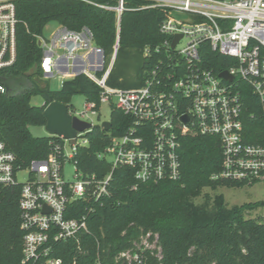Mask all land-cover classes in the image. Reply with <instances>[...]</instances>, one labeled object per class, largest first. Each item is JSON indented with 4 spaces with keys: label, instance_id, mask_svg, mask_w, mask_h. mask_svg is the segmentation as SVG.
Instances as JSON below:
<instances>
[{
    "label": "built area",
    "instance_id": "obj_1",
    "mask_svg": "<svg viewBox=\"0 0 264 264\" xmlns=\"http://www.w3.org/2000/svg\"><path fill=\"white\" fill-rule=\"evenodd\" d=\"M19 1L0 0V77L17 60ZM77 1L116 13L119 30L130 0L105 4ZM140 1L147 3L143 8L164 14L159 29L166 38L155 51H164L166 59L159 61L141 89L108 86L115 55L106 70L104 52L94 45L91 31H69L60 26L50 39L39 37L44 51L39 65L43 78L59 75L65 82L85 76L100 88L101 105L113 101L114 108L131 117L134 124L126 135L112 137L98 154L111 168L102 178L85 176L75 160L78 150L89 146L87 136L95 126L87 119L89 113H97L96 103H87L84 113L69 107L72 117L93 126L78 132L74 145L58 137L60 141L51 143L52 153L45 160L22 166L0 142V188L20 190L22 264H66L61 252L68 244L73 245L76 255L72 264H79V256L82 261L92 260V264H163L157 232L140 229L124 249L111 255L95 235L91 218L110 197L114 173L119 168L134 172L133 190L148 182L178 181L184 136L218 139L222 167L212 181L245 186L264 183V0ZM114 47L116 53L118 41ZM209 52L229 58L231 61L218 63L227 69L217 73ZM223 72H228L233 81L222 79ZM100 73H104L102 77ZM247 89L260 104L262 131L258 139L262 143H250L245 128L243 94ZM6 91L0 84V93ZM184 117L189 119L188 124L182 121ZM69 166L74 169L72 181L67 179Z\"/></svg>",
    "mask_w": 264,
    "mask_h": 264
},
{
    "label": "trees",
    "instance_id": "obj_2",
    "mask_svg": "<svg viewBox=\"0 0 264 264\" xmlns=\"http://www.w3.org/2000/svg\"><path fill=\"white\" fill-rule=\"evenodd\" d=\"M105 4L113 0H95ZM144 1L130 0L121 18L117 15L77 0H22L17 3V60L1 73L0 84L7 91L0 93V142L14 153L22 166L48 158L53 137L35 138L30 127L45 126L44 111L52 103L70 105L74 96H83L88 103L101 106L100 88L85 76L65 81L61 90L52 91L43 83L40 62L44 51L39 37L46 38V27L57 23L71 31H91L93 42L104 52L106 70L112 69L107 84L113 89H141L150 72L166 59L164 51L155 52L166 40L159 26L164 14L145 9ZM138 9V10H137ZM118 41V51L115 45ZM150 54L146 55V51ZM208 57L217 72L227 69L220 61H231L213 52ZM38 70L35 71V69ZM31 71L35 73L31 76ZM104 73L98 74L102 77ZM43 104H32L35 97ZM245 128L250 143H262L258 117L260 104L250 89L244 94ZM110 134L95 126L87 136L89 146L81 148L75 157L78 169L85 176L105 177L111 170L98 154L109 145L112 137H122L134 120L115 108L112 111ZM254 116V118H253ZM181 177L178 181L148 182L135 185L134 172L119 168L114 173L110 197L103 200L91 220L95 235L112 255L124 249L139 230H153L161 236L163 264H264V219L249 218L252 211L264 203H248L228 208L222 194L210 196L206 189L241 188L244 184L211 180L221 171L222 148L217 138L200 135L184 136L180 147ZM20 190L0 188V264H22L23 233L21 231ZM203 202L198 203L197 199ZM125 232V236L122 234ZM103 234V235H102ZM103 236V237H102ZM105 238V239H103ZM61 255L72 264L75 251L72 244L63 246ZM94 255L95 250L91 249ZM79 264H92V260Z\"/></svg>",
    "mask_w": 264,
    "mask_h": 264
},
{
    "label": "rangeland",
    "instance_id": "obj_3",
    "mask_svg": "<svg viewBox=\"0 0 264 264\" xmlns=\"http://www.w3.org/2000/svg\"><path fill=\"white\" fill-rule=\"evenodd\" d=\"M60 27L57 23L50 24L46 27V39H50L54 31ZM43 83L50 86L51 90L56 92L61 90L64 81L62 80L59 75H55L54 78H43ZM87 100L83 96H74L72 99L71 104L69 105L70 108L74 109L77 113H84L86 111L87 106ZM32 104L34 106L39 107L43 104V101L41 97H35L32 100ZM114 109L113 101L108 102V104H102L99 109H97V113L88 115L89 120L91 123H93L94 126H100L105 122L112 120V111ZM29 131L31 135H33L35 138L40 137H51L47 134L45 126L40 127H30ZM67 179L70 181L73 180L74 175V169L69 166L67 168ZM25 175L21 177V179L25 180ZM204 194H209L210 196H215L216 194H222L224 196L226 205L228 208L231 209V207L234 206H242L246 205L248 203H264V183H258L254 185H248L241 188H219L216 192L206 189L204 191ZM198 203H202V198L197 199ZM248 217L250 218H260L262 217L264 219V207L258 208L254 211H252L250 214H248Z\"/></svg>",
    "mask_w": 264,
    "mask_h": 264
},
{
    "label": "water",
    "instance_id": "obj_4",
    "mask_svg": "<svg viewBox=\"0 0 264 264\" xmlns=\"http://www.w3.org/2000/svg\"><path fill=\"white\" fill-rule=\"evenodd\" d=\"M179 37L175 39L173 46L175 47L176 42ZM40 45V43H39ZM38 68L35 69V71ZM35 71H31L28 76H31L35 73ZM222 79L226 81H233L232 77L228 72H223L220 74ZM69 106L61 103H52L48 107H46L44 111V116L47 120L45 125L46 132L51 137H62L65 140H69L72 145H74L76 137L78 136V132H84L90 130L92 128V124L83 122L79 120L77 117H72L69 113ZM182 121L185 124H188L189 119L184 117ZM104 132H108L112 128L111 121L105 122L101 125Z\"/></svg>",
    "mask_w": 264,
    "mask_h": 264
},
{
    "label": "crops",
    "instance_id": "obj_5",
    "mask_svg": "<svg viewBox=\"0 0 264 264\" xmlns=\"http://www.w3.org/2000/svg\"><path fill=\"white\" fill-rule=\"evenodd\" d=\"M59 28V27H58Z\"/></svg>",
    "mask_w": 264,
    "mask_h": 264
}]
</instances>
